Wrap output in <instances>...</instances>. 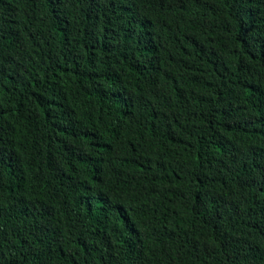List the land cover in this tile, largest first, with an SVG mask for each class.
I'll return each mask as SVG.
<instances>
[{"label":"trees","instance_id":"1","mask_svg":"<svg viewBox=\"0 0 264 264\" xmlns=\"http://www.w3.org/2000/svg\"><path fill=\"white\" fill-rule=\"evenodd\" d=\"M0 264H264V0H0Z\"/></svg>","mask_w":264,"mask_h":264}]
</instances>
